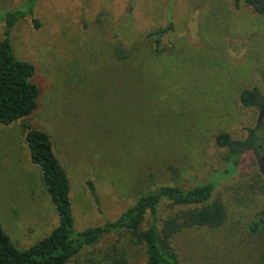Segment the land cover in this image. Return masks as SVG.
<instances>
[{"label":"rangeland","instance_id":"1","mask_svg":"<svg viewBox=\"0 0 264 264\" xmlns=\"http://www.w3.org/2000/svg\"><path fill=\"white\" fill-rule=\"evenodd\" d=\"M253 1L264 10V0ZM25 2L0 0V11ZM170 22L159 43L147 37ZM4 28L0 18V41ZM9 38L15 57L34 66L40 93L30 122L48 133L68 174L75 232L116 218L159 185L209 180L226 220L175 234L178 264H264V227H249L264 209V103L240 102L252 86L264 99V12L246 0H36ZM22 125L0 123V226L24 249L59 217ZM219 132L253 133L261 153L248 150L235 164L216 144ZM177 208L162 203L160 219ZM150 222L147 215L142 228ZM121 255L145 262V248L124 230L103 234L68 264Z\"/></svg>","mask_w":264,"mask_h":264},{"label":"trees","instance_id":"2","mask_svg":"<svg viewBox=\"0 0 264 264\" xmlns=\"http://www.w3.org/2000/svg\"><path fill=\"white\" fill-rule=\"evenodd\" d=\"M35 1L26 0L20 8L0 11V18L5 23L0 41V123L7 125L17 120L23 121L31 161L41 168L47 193L56 208L59 221L48 235L24 249L17 247L0 226V264H68L72 256L95 243L103 234L118 230L129 232L134 243L143 245V264H178L177 253L172 245L175 234L188 227L216 228L226 220V206L214 195L217 187L215 182L207 180L188 188L174 184L159 185L141 193L116 218L75 232L68 174L53 151L48 133L30 122L32 113L38 107L40 93L38 85L32 80L34 66L29 61L15 57L9 38L14 22L26 14H32ZM232 1L238 6L239 0ZM246 1L254 4L256 10L264 12L253 0ZM35 25H38L37 21ZM172 28L170 22L164 28L151 30L146 35L159 43L161 37ZM240 102L244 106L261 108L264 99L258 87L252 86L240 92ZM256 139L253 133H248L244 139H234L226 132H219L215 142L220 147L228 148L225 159H232L236 164L238 155L248 150L255 148L256 152L261 153V145L259 148L256 146ZM86 184L97 202L93 182L87 180ZM165 202L178 208L173 214L160 219V207ZM147 215L151 222L143 229L142 223ZM261 226L264 227V209L249 225L253 232ZM112 264L131 263L121 255L115 256Z\"/></svg>","mask_w":264,"mask_h":264}]
</instances>
